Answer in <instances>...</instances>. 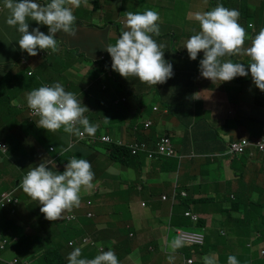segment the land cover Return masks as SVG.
Returning a JSON list of instances; mask_svg holds the SVG:
<instances>
[{
  "label": "crops",
  "instance_id": "obj_1",
  "mask_svg": "<svg viewBox=\"0 0 264 264\" xmlns=\"http://www.w3.org/2000/svg\"><path fill=\"white\" fill-rule=\"evenodd\" d=\"M110 1L112 0H88L79 7L73 6L76 16L75 35L58 32L55 37L58 48L56 52L37 49L38 55L30 56L19 47L20 33L6 23L9 11L4 7L3 0H0V142L7 144L9 149L7 157L0 153V185L9 188L0 190V195L15 191L19 199V204L12 213L0 210V228L9 230L13 237L19 239L17 241L8 238L12 242L1 257L9 260L21 254L35 264H68V254L74 247H81L82 258L88 259L94 258L100 248L105 247L102 251H115L120 264H150L151 256V264H170L172 261L169 263L165 257L166 220L170 205L158 200L156 196H172L176 191L177 203H189L191 209L200 215V229L206 234L205 245L196 251L197 257H193L195 264H204L203 258L206 255L214 254L216 257L217 246L221 247L224 259L223 262L217 259L216 264H227L229 255L236 256L239 264H257L259 260L255 258L256 254L264 252V237L257 233L258 227L264 223V207L259 206L262 202L257 200L258 194L254 189L264 180V153H256L253 157H234L226 153V145L230 141L242 138L258 139L264 134V113L260 111L264 110V98L260 90L251 83L253 80L250 71L248 76L236 78L233 83H223L220 80L214 82L209 78L200 81L194 90L197 98L192 103L182 101L187 111L197 112V115L189 116L188 130L181 128L187 120L185 116L175 115L171 126L164 125L165 117L169 119V113L164 109L162 113L165 116L160 122L165 131L172 135L176 152L183 157L178 160L177 166L171 163V159H163L154 160L151 172L147 173L143 167L138 175L140 180L146 181L143 189L135 188L139 186L135 173L123 167L124 170L114 168L112 162L106 160L103 154L99 155L95 148H88L83 143L75 146L77 150L71 157L84 158L91 163L95 174L93 183L97 182V185L94 183L93 189L81 193L79 207L65 211L56 221H50L41 213L42 205L39 201L31 199L19 187L27 173L21 175L23 161L28 154L33 162L30 168L47 160L50 162L49 168L54 167V172L60 173L65 170V165L71 158L66 156L61 160L57 159L66 150L70 133L64 132L63 128L48 132L28 122L27 95L40 86H51L59 82L66 91L75 93L83 105L90 98L84 84L79 92H74L69 87V84L73 85L74 79L69 76L66 81L65 74H69L72 67L80 62V57L87 54L93 59H87L84 65L76 68L75 78L94 77L103 64L105 69L101 78L106 84V90H119L120 86L112 76L120 74L112 69V58L105 50L106 46L115 44L121 31L127 30L125 12L136 13L149 9L155 11L156 2H168L140 0L136 7L134 0H123L115 6ZM244 3L232 2V5ZM247 6L251 5L248 3ZM28 23L30 32L39 27L45 34L49 33L47 25H40L30 18ZM197 32L194 30L185 38ZM238 60L239 57L235 61ZM179 68L187 71L192 68V63L181 62ZM193 69V72L199 70L198 67ZM36 85L38 86L35 87ZM147 87L149 86L145 85L144 89ZM88 104L89 110L84 115L92 125L105 133H110L105 127L114 130L115 134L121 124L128 122L125 118L117 121L119 117L110 115L104 106L96 107L90 102ZM206 112L210 115L205 117ZM197 117L203 119L204 124H198ZM219 117L220 121L223 117L225 120L220 122ZM27 123L31 124L32 135L26 139L25 148L22 150L24 153L19 155L15 146L19 137L13 133L16 130L22 131ZM132 134L128 136V133H123L122 139L126 140ZM31 145L33 148L29 153ZM50 148H54V152L49 153ZM193 151L198 156L191 159L188 156ZM149 185H154V194L149 193L152 198L143 191ZM123 186L124 190L117 193V189L121 190ZM133 190L137 192L135 196L140 197L139 203H136L139 206L137 210L130 199ZM180 192L187 193V197L179 195ZM181 200L186 201L183 203ZM121 206L131 207L130 213H125L123 218L116 215ZM176 213V221L181 225L184 219L182 206L178 207ZM69 214L76 216L75 220L65 221L64 218ZM32 225L41 229V232L32 233ZM134 225L141 226L143 234L139 235ZM125 226L130 228L127 237L123 232ZM248 235L253 236L252 240L245 239ZM256 237H259V245ZM83 238L92 240L94 245H83ZM173 239L174 237H170L168 243ZM249 243L253 247L251 251L247 247ZM257 247L258 250L253 255L252 252ZM234 248L236 253L232 251Z\"/></svg>",
  "mask_w": 264,
  "mask_h": 264
},
{
  "label": "clouds",
  "instance_id": "obj_2",
  "mask_svg": "<svg viewBox=\"0 0 264 264\" xmlns=\"http://www.w3.org/2000/svg\"><path fill=\"white\" fill-rule=\"evenodd\" d=\"M87 2L88 0H50L47 3H40L38 0H3V5L9 11L6 23L10 27L16 28L18 33H20V38L18 39L20 49L26 51L30 56H36L38 55L37 49H50L52 52L58 50L57 39L55 38L58 32L71 36L75 35L74 24L76 23V16L72 7H79L81 3L86 4ZM194 12H197L194 14V18L200 25V31L191 35L184 47L187 49L191 60H196L201 51L204 53L203 59L199 62L201 76L214 82L216 80L231 81L237 76H248L250 71L253 80L251 83L260 90V94L264 98V28H261L251 38L250 46L245 48L244 45L248 39V33L239 23L240 12L237 9H229L228 6L216 2L210 11L205 7V9ZM125 17V28L127 30L121 31L115 44L110 43L105 48L112 58V69L122 77H136L141 83H146L149 86L165 83L174 73L173 65L164 59V51L162 49H164L165 45L157 43L156 39L153 38L154 36H159L160 33L158 24L160 20L159 13L151 9L136 13L127 11L125 12ZM29 18L40 25H47L49 33L45 34L39 27L34 28L30 32ZM186 20L190 19L187 18ZM251 24L252 22H249L248 26L253 27L254 24ZM236 55H246L250 57L251 62L246 67L244 63L233 62L231 59H222L225 56ZM30 75H33V73H30ZM119 76L114 75L112 78L117 80ZM129 89L133 96H136L139 92L137 88H132L131 85ZM195 93L194 91L193 99L197 98ZM27 106L28 122L32 125H38V127L44 128L48 132H56L63 128L64 132L70 133L66 142L67 148L59 154L57 159L60 158L61 160L66 156L70 158V152L77 150L75 146L82 143H87L85 146L96 150L98 144L103 145V143L111 144L114 142L112 138L114 134L105 133L102 130L99 132L97 126L92 125L84 115L89 110L88 107L81 105L76 94L66 91L59 82L51 86L45 84L33 89L27 95ZM164 109L167 110L166 108ZM30 110L39 116L40 119L30 122ZM153 110H156L155 106ZM146 122V127L148 125L151 126L149 120ZM86 133L94 136H87ZM83 134L84 136L81 137ZM262 136L264 134L258 139L242 138L230 141L226 145V153L234 157L242 155L253 157L256 153H264V151H259L256 147ZM103 138H109L110 141H103ZM124 141L123 139H118L116 143L119 146H123ZM244 141L247 144H244L242 150H238L236 147ZM1 144L5 143L0 142ZM5 145L7 146V144ZM6 146H0V153L3 156L9 152L8 146ZM147 147L151 148L148 145ZM3 150L7 151L4 152ZM51 152H54V148H50L49 153ZM96 152L99 155L102 154L98 150ZM105 153L109 158L108 149H106ZM131 155L133 154L131 153ZM133 156H137V154ZM174 157L181 160L183 155H177L174 152L173 157L158 156L154 157V160ZM49 165L50 162L44 160L38 166L30 168L20 181L19 187L31 199L39 201V204L42 205L40 211L47 220L56 221L61 218L65 211H71L74 207H79L81 193L93 189L95 187L94 183L97 185V182L93 183L95 174L92 171V165L84 158L71 157L62 173L54 172L49 168ZM6 193H13V196L18 199L15 191L4 192L0 196ZM160 195L159 197H161L163 202L167 201V195ZM177 195L178 193L175 191L172 197L178 207L182 206L184 219H182L181 225L177 221L175 222L178 226L173 224L171 219L172 209H170L166 220V250L169 244L173 243L175 250L185 256V264H195L192 247L202 248L206 242V234L200 229V215L194 212L189 205L177 203ZM181 196L187 197V193L181 192ZM3 210H7L10 213L13 212L7 208ZM64 220L69 222L66 217ZM4 230L0 228V243L6 241L5 248L0 252V264H10L14 260H17L18 264L25 261L35 264L33 260H26V257L21 254L15 255L9 260L1 257L10 242H12L8 238L19 241L17 237H13L10 234L9 230ZM191 234L202 235L203 243L194 244L183 240V235ZM170 237H174V239L168 243ZM256 242L258 245L260 244L259 237H256ZM69 243L71 245L72 242ZM88 244L94 245V242L90 240ZM247 246L250 251L253 249L250 243ZM102 248L105 249V247ZM102 248H100V252L94 258L88 259L82 258L81 247H74L68 254V264H120L115 251L111 249L102 251ZM263 253L261 256L264 257ZM203 260L204 264H216L214 255H206ZM227 264H239V261L236 256L229 255Z\"/></svg>",
  "mask_w": 264,
  "mask_h": 264
},
{
  "label": "rangeland",
  "instance_id": "obj_3",
  "mask_svg": "<svg viewBox=\"0 0 264 264\" xmlns=\"http://www.w3.org/2000/svg\"><path fill=\"white\" fill-rule=\"evenodd\" d=\"M107 1L108 0H106V2ZM224 1L230 2L232 4V2L234 0H168V2H156L155 11L158 12L159 16H160V20L158 21V24L160 27V33H159V36H155L157 43H159L160 41H164V39H165L166 42H169V44H170V51L171 52L173 50H175L176 53L180 52V50L182 51L183 48H185L184 46H185L186 41L190 38L191 35L187 38H185V37L187 35H189L193 31V29L196 31H200V25L194 18V14L197 12H194V11L205 9V7H207L208 11H210L212 6H213V3L211 4V2H214V4H216V2H220L221 4H223L225 6H229ZM239 1L243 2L244 0H239ZM110 2L112 4V6H115V4L117 2H123V0H112ZM134 2H135V6L138 7L139 3L141 1L140 0H134ZM248 3L251 5L250 8L251 7L252 8H254V7L263 8L262 15L264 16V0H253L252 2H245L246 5H248ZM229 9H232V8L230 7ZM253 10L254 9H251V12L254 13V15H255L256 12ZM251 15L252 14H250V16H249L250 20L253 19V17ZM187 18H189L190 20H186ZM239 23L243 27L247 28V26H246L247 22L246 21H242L240 18ZM253 24H254L253 27L255 28L256 25H255V23H253ZM256 24H257V21H256ZM254 28L248 29V34H250L249 32L254 31ZM168 32L171 33L170 39H169ZM250 44H251V42L245 44L244 47L247 48L248 46H250ZM200 54L201 55L199 56L198 63L200 62L201 59H203V56H204V53L202 51L200 52ZM236 56L239 57L240 60H238V61L233 60V62L244 63L245 66H247V64H249L251 62L250 57H248L246 55H236ZM80 59L81 60H80V62H78V65L75 64L72 67L69 74H65V78L67 81L69 76L73 77V79H74L73 85L69 84V87L71 89H73V91L76 93L81 90V88L83 87V84H84V89L86 91H88L90 98H88V100L84 101L83 105L88 107V106H90L88 104V102H90L92 105H94L96 107L104 106L105 108L108 109V112L110 115H114L116 117H119L116 119L117 121H121V118H125L126 116H128L129 113H131L133 111V109L135 108V104L132 101V99L135 96L132 95L130 90H128L125 87H120L119 90L114 88V90H111L110 92H108L105 88L106 84L104 83V80L101 78L103 71L105 69V66L103 64H102L100 70L95 74L94 77L89 76L88 78L84 77V79L82 77L80 79H76L75 78L76 74H77L76 68L79 65H84V63L87 59H93V58L87 54L83 57H80ZM196 73H195V75H196ZM195 75H193V76H195ZM240 77L241 76H237L234 79L240 78ZM234 79H232L231 81H222V82L223 83L232 82ZM127 80H128L129 84L133 85L135 88H139L140 82L138 79H136V81L133 83H132V77L127 78ZM197 81H200V80L199 79L194 80L193 85H192L193 89L196 87ZM37 86L38 85H36L35 87H37ZM166 91L168 92V89H166ZM190 92H189V94L191 95L193 92L192 91H190ZM143 93H144V96H142V101L145 102L146 109L142 112V114H140L137 121L142 123V125H146L147 120H149L151 122L153 121L151 119L152 116L149 115L151 108L155 106L156 110L154 112H159L160 107L158 106V104H154L156 101V97L154 98V88L147 87L143 90ZM137 95H139V93H137ZM180 102L182 103V101H180ZM260 111H261V113H264V110L261 109ZM185 112H186L184 114L185 117L190 116V115H195V114L197 115L196 111H185ZM175 113H177V112H171L169 114V119L167 117H165L164 125L168 124L171 126V123H174V116H175L174 114ZM209 115L210 114L208 112H206L204 114L205 117L209 116ZM211 116L213 118L217 119L216 116H213V115H211ZM197 119H199V117H197ZM218 120L220 121V117L218 118ZM224 120H225V117H223L220 122H223ZM105 128L108 129L111 134H114V130H112L108 127H105ZM167 129H169V128H167ZM139 133L141 134V131ZM13 134L19 137L15 146H17V148H18L17 153L19 155H22L24 153L22 150L25 148L26 139L32 135L31 124H29V123L25 124L22 131L16 130ZM44 134L53 136V134H51V133H44ZM135 136H136V133L134 132L129 138H126V140L124 141V144L126 145V147L130 153L137 152L136 158H139L140 162H142L143 167L146 168V170H147V173L149 171L151 172V170L153 168L152 165L154 164V148H148L146 146H143L142 142L139 141ZM163 138L168 140L169 149H170V151H172L174 153L175 148H174V144H173L172 135L168 134L167 137H163ZM32 148H33V146L31 145L29 153L32 150ZM106 149L107 148H105L102 144H98L96 146V150L101 152L103 154V156L106 158V160H109L107 154L105 153ZM70 153L72 154L73 152H70ZM156 153L159 156H165V154L160 153L159 150H157ZM5 156L7 157L8 155H5ZM6 157H4V160ZM30 158L31 157L28 154L27 159L23 161V166L21 169V175L22 176L27 172V170L30 167L33 166V162L31 161ZM112 166L114 168H117L118 170L119 169L124 170L117 163L112 162ZM52 170L54 171V167L52 168ZM145 183H146V181L142 180L139 183V186H135V188L141 187L140 188V190H141V189H143ZM124 188H125V186H123L121 188V190L117 189V193H120L121 191H123ZM129 188L130 187L128 186L127 189H129ZM0 190L5 191V190H9V188L6 187L5 185L1 184ZM143 191H146L148 193V197L152 198V196L149 194V192L146 189ZM254 192L258 194L257 200L261 201L264 205V180H261V182H259L258 188L254 189ZM136 193H137L136 190H133V192L130 196V199L134 203V208H136V210H137V208H139V206H137L136 203H139L140 197L135 196ZM151 193L154 194V190H153V192L151 191ZM118 202H119V200H118ZM130 210H131V207L129 208V206H126V207L121 206L120 210L118 211V213L116 215L123 218L125 216V213H130ZM133 215H134V213H133ZM133 215H132V217H133ZM125 220L129 221V219H125ZM133 227L136 231H138L137 233H139V235L143 234V231H141V226H139V225L135 226L134 225ZM30 231L32 233L38 234L41 232V229L34 228V225H32ZM123 232H124V236L127 237L128 233L130 232L129 226H125ZM252 237L253 236L248 235L245 239H251L252 240ZM248 249H249V247H248ZM192 250L194 252L193 257L196 258L197 257L196 251L198 250V248L192 247ZM257 250H258V247L252 252L253 255L256 254ZM232 251L234 253L237 252V250L235 248ZM216 253H217L216 257L214 254H210L209 256L214 255L216 260L221 259V261L223 262L224 254L222 253L221 247L217 246ZM165 257L169 263L172 261L170 264H185V259H186L185 256L179 254L175 250L173 243L169 244V246L167 247V253H166ZM255 258H257L259 260V262L257 264H264V257L261 256L260 253L258 255L256 254ZM152 261H153V256H151L149 263L151 264Z\"/></svg>",
  "mask_w": 264,
  "mask_h": 264
},
{
  "label": "trees",
  "instance_id": "obj_4",
  "mask_svg": "<svg viewBox=\"0 0 264 264\" xmlns=\"http://www.w3.org/2000/svg\"><path fill=\"white\" fill-rule=\"evenodd\" d=\"M252 1L253 0H244L243 2H252ZM224 2L227 5H229L232 9H237L240 12L241 20L247 22V24H246L247 28L244 27L246 29L247 33H248V29L253 28L252 26H248V24L250 22L249 16H250V14H252L251 16L253 17V19L252 18L251 19L254 22L252 20H251V22H252V24L255 23L256 26L254 28V31L249 32L250 34H248V39L245 41V44L251 42V38L254 37L259 32V30L261 28H264V16L262 15L263 8H259V7H254V8L251 7L250 8L245 3L240 4V5L239 4H233L232 5L230 2H227V1H224ZM233 2H241V1L234 0ZM213 5H214V2H213ZM229 6H228V8H230ZM251 9H254L253 11L256 12V14H255L256 16L254 15V13L251 12ZM256 21H257V24H256ZM168 34H169V39H170L171 33L168 32ZM159 43L165 45L164 49H162L164 51V59L166 62H169L173 65L174 75L171 78H169L165 83L157 84L155 86H149L148 84L141 83L139 81L140 82L139 88H137V90L139 91L138 92L139 95H136L132 99L133 103L135 104V108L133 109V111L131 113H129L128 116L125 117V119H127L128 122L124 123L123 125L121 124L119 126L117 132H115V134H114V137H112L114 139L113 143H111V144L103 143V146L108 149V152H109L108 155H109L111 162L117 163L121 167L127 169L128 171L135 173L139 179V183L142 181V180H140V178L138 176V175H140V172L142 171V168H143L142 162H140L139 158H136L137 156L131 155V153L129 152V150L127 149L125 144L123 146H119L116 143V141L118 139H122L123 133H128V136H129V134L135 132L136 133L135 137L139 141H141L142 143H145L146 145H148L151 148H156V143L159 142L163 137L168 136V133L165 131L164 125L160 122V119L163 116H165L162 113L164 108L167 109L169 114L171 112H177L174 115L184 116V114L186 113L185 111H187V109L182 105V103L180 101L186 100V101H190L192 103L194 100L193 96H194V90H195V88L194 89L192 88L194 80L195 79H199L200 81L204 80V78L201 76L199 70H197L196 75L193 72V70H194L193 68L198 67V69H199V63H197V60L199 59V56L201 55L200 53L198 54L196 60H191L186 48L182 47L183 50L182 51L180 50V52L176 53L175 50H173L172 52L170 51V44H169V42H166L165 39H164V41H160ZM222 59L223 60L231 59L233 61V60L237 59V56L236 57L235 56L234 57L233 56H231V57L225 56ZM181 62L192 63V68H191L192 70L191 69H189L187 71L181 70L179 68V65ZM186 72H188V74H186ZM193 75H195V76H193ZM136 79H138V78L132 77V83L135 82ZM200 81H197V84ZM116 82L119 84L120 87H125L127 89H129L130 85H131L128 83L127 78L122 77L121 75L119 76V79L116 80ZM145 85H148L149 87L154 88V96H156L157 104L160 107L159 112H154L153 107L151 108L149 115L152 116L151 119L153 121L152 122L150 121L151 126L148 125L147 127L145 125H142V123L137 121L140 114H142V112L146 109V104L144 101H142V96H144L142 89H144ZM131 86H132V88H135L133 85H131ZM166 89H168V92L166 91ZM190 91L193 92L191 95L189 94ZM132 113H134V114L131 115ZM188 119H189V116H187V120H186L184 126H181L182 129L186 128L188 130ZM196 122L198 124H204L203 119H197ZM206 125H209V124H206ZM144 128H146V129H144ZM140 131H141V134L139 133ZM99 132H100V130H99ZM86 144L87 143H83V145H86ZM174 151L178 155L176 150H174ZM189 156L192 159V158H196L198 156V154L193 151V152L189 153ZM171 163L174 166H177L178 165V158L177 157L171 158ZM138 166H139V170H138ZM135 171H137V173ZM154 171H155V169H154ZM145 189L149 193H151V191L153 192V190H154V185L153 186L152 185L145 186ZM159 195L160 194H157L156 197L158 198V200L161 201V197H159ZM179 195H181V192L179 193ZM177 197H178V195H177ZM184 198H186V197H184ZM186 200H181V201L184 203ZM163 203H168L170 205V209H172V215H171L172 223L175 224L176 226H178V224L175 222L178 219V215L176 213V211L178 210V205L173 200V197L171 195L170 196L167 195V201H165ZM18 204H19V201L16 204H14V203L8 204L6 208L13 211V209ZM184 204L188 205L189 203L185 202ZM259 206L264 207L262 203H260ZM257 233H260L264 237V223L258 227ZM186 252H189V251H186Z\"/></svg>",
  "mask_w": 264,
  "mask_h": 264
},
{
  "label": "built area",
  "instance_id": "obj_5",
  "mask_svg": "<svg viewBox=\"0 0 264 264\" xmlns=\"http://www.w3.org/2000/svg\"><path fill=\"white\" fill-rule=\"evenodd\" d=\"M49 1L50 0H38V2H40V3H47ZM29 116H30V118H29L30 122H35L36 120L40 119L39 116H37L32 110L29 111ZM83 136H84V134L81 135V137H83ZM102 140L103 141H110L109 138H103ZM142 144H143V146L147 147L146 144H144V143H142ZM244 144H247V142L244 141L242 144H239V146L236 148L238 150H242ZM0 146H6V145L1 144ZM256 147L258 148L259 151H264V136H262L260 141L256 144ZM157 150H159L160 153H164L165 157H173L174 156V153L172 151H170V149H169V142L165 138H162L156 144V148L154 149V157L159 156L156 153ZM3 151L6 152L7 150H3ZM132 154L135 155V154H137V152L132 153ZM17 202H18V199L13 196V193H6V194H3L2 196H0V208H2V209L6 208L8 204H11V203L16 204ZM89 216H91V214H89ZM74 219H75L74 215H70V214L66 215V220H68L69 222L74 220ZM183 240L192 242L194 244H202L203 243V236L200 234L183 235ZM89 242H90V240L88 238L82 239L83 244H88ZM72 244L73 243H71V245ZM5 245H6V241H3L0 243V252H1V250H3L5 248ZM10 264H18V262H17V260H14ZM19 264H31V262L25 261V262H21Z\"/></svg>",
  "mask_w": 264,
  "mask_h": 264
}]
</instances>
